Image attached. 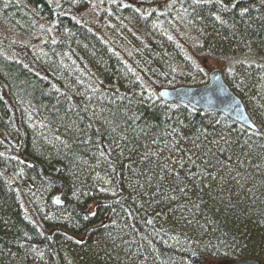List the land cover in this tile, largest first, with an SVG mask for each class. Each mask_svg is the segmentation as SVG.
Returning <instances> with one entry per match:
<instances>
[{"label":"trees","instance_id":"1","mask_svg":"<svg viewBox=\"0 0 264 264\" xmlns=\"http://www.w3.org/2000/svg\"><path fill=\"white\" fill-rule=\"evenodd\" d=\"M54 1L0 0V264H264V0ZM209 61L258 131L157 97Z\"/></svg>","mask_w":264,"mask_h":264},{"label":"water","instance_id":"2","mask_svg":"<svg viewBox=\"0 0 264 264\" xmlns=\"http://www.w3.org/2000/svg\"><path fill=\"white\" fill-rule=\"evenodd\" d=\"M158 95L165 101H181L198 110L221 112L243 125L251 127L240 101L225 86L218 70L210 72L209 82L206 85L192 90L184 87L160 90ZM54 201L56 204H62L58 197Z\"/></svg>","mask_w":264,"mask_h":264},{"label":"bare ground","instance_id":"3","mask_svg":"<svg viewBox=\"0 0 264 264\" xmlns=\"http://www.w3.org/2000/svg\"><path fill=\"white\" fill-rule=\"evenodd\" d=\"M20 2V0H18ZM54 4L52 5L56 10H57V7H56V2L53 0ZM207 2H209V0H207ZM59 4H62V0L58 1ZM83 10V9H82ZM101 22L105 23L107 25V27H112L113 30H114V34L112 33L111 34V37H110V43L116 47H119L121 48L123 51L125 52H128V51H132L133 49H138L140 47V45L144 46L145 48H147L148 50H146L145 52H148L151 50V47L154 45V42L150 41L146 36H144L143 34H139L137 33V30H139L140 28L137 27L135 25V23L133 24V22L131 23V25L129 26H120L117 24V22L111 20L110 18L108 17H103ZM82 24L85 26L86 25V28H92V26H94L90 21H83ZM133 25H135V28ZM10 31V32H9ZM6 31V30H2L0 31V34L1 35H4V34H9L11 36H13V38H18L17 40L21 41V42H26L28 41L29 39L25 38V35H23L22 33H19V32H16V31ZM164 36H167L169 38H171V36L167 33H163ZM172 39V38H171ZM179 42V40H178ZM217 69L220 73L224 74L223 72V67L221 66H218L217 65ZM34 74L35 75H39L41 73H39V70L35 69L34 70ZM160 90H172V88L170 87H161L159 88L158 87V90H157V97L159 99H161L162 101L164 102H167V103H181V104H184L183 102L181 101H165L163 100L159 95H158V92ZM235 97L240 101L241 104H243L242 100L236 95L234 94ZM186 105V104H184ZM244 105V104H243ZM188 106V105H186ZM189 108H191L193 111H200V112H211V113H219V114H222L223 116L229 118L230 120L232 121H235L237 123H239L240 125L250 129V130H254V131H258V128L256 127V125L252 122V120L250 119L249 115L248 116V119L251 123V127L249 126H245L243 125L242 123L228 117L227 115L221 113V112H216V111H205V110H198L192 106H188ZM245 107V106H244ZM16 156V155H14ZM18 161H22L23 159H20L19 157H15ZM60 196H61V192L60 191H56L54 193V195L52 196V199H53V202L55 203L54 199L56 197H58V199H60ZM56 204V203H55ZM96 209V202L95 203H91L90 205V211L91 213H93ZM107 217V216H106ZM105 221H107L108 219L107 218H104Z\"/></svg>","mask_w":264,"mask_h":264},{"label":"rangeland","instance_id":"4","mask_svg":"<svg viewBox=\"0 0 264 264\" xmlns=\"http://www.w3.org/2000/svg\"><path fill=\"white\" fill-rule=\"evenodd\" d=\"M211 64H216V62L214 61V62H208V64H207V66H205L204 68H203V70H205L208 66H210ZM22 188H25V187H23V185H22Z\"/></svg>","mask_w":264,"mask_h":264}]
</instances>
